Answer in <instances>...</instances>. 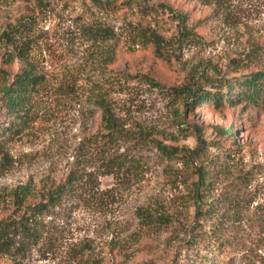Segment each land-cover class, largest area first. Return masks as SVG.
<instances>
[{"label": "rangeland", "instance_id": "rangeland-1", "mask_svg": "<svg viewBox=\"0 0 264 264\" xmlns=\"http://www.w3.org/2000/svg\"><path fill=\"white\" fill-rule=\"evenodd\" d=\"M19 53L40 77L24 111L0 105V264H264V101L184 91L264 72V0H0V82ZM101 103L123 130L112 141ZM216 222L223 250L190 241Z\"/></svg>", "mask_w": 264, "mask_h": 264}, {"label": "trees", "instance_id": "trees-1", "mask_svg": "<svg viewBox=\"0 0 264 264\" xmlns=\"http://www.w3.org/2000/svg\"><path fill=\"white\" fill-rule=\"evenodd\" d=\"M167 8L169 10H172L171 6L167 5ZM174 12V11H172ZM175 13V12H174ZM186 18V13L180 12L178 14V20L180 22H183ZM144 37L148 39V41H151L155 43L157 51H161L160 48V37L158 35H155L154 33L150 32L149 30H143ZM194 34L193 28L187 30L185 27H183L180 30L179 38H191ZM17 60L20 64V68L13 74H9L4 76L1 74V82H0V96L1 101L0 105L2 107V111L5 112V114H15L20 111H24L26 109V106L28 104L31 92L34 90V87L39 83V77L40 74L38 73L37 69L33 65V63L28 58V55L25 53H19L17 56ZM229 83V92L226 95L221 90V87L225 86V84ZM211 83L213 85V90H205L202 87H188L185 88L184 91L186 94L190 95L192 97V103L196 104L200 103V105H203L204 103H211L215 104L216 106H222L224 104V101L228 99V102H234L235 100H244L245 103H248L252 107L258 108L261 105L259 104L261 101H264V72L254 73L248 77H246L243 80H240L238 82L231 83ZM217 87V89H215ZM200 92V93H199ZM234 95H238V98L235 99ZM262 99V100H261ZM191 103L190 99L185 102V105L188 106ZM248 104H245L242 107L245 109ZM101 110H102V131L103 134L101 138L109 139V141H112L113 139L119 137L123 133L122 128L120 127L117 118L113 114V111L111 107L107 103H101L100 104ZM1 115V114H0ZM234 126H231L225 130L222 131V133L226 136L227 134H235ZM198 141V147L196 150L190 151L188 154V157H192L194 154L201 153L199 151L202 149V146L205 143V140L199 136H197ZM162 149V150H161ZM160 151H163L164 153L169 154L171 149H168L166 147H161L159 149ZM71 176L66 180L65 183L58 186L55 190H53L50 195L49 199L45 202H39L34 204L29 208L31 210V214L27 216L28 220L35 221L37 218H34V216L41 215L48 211V209L55 203L56 198L59 194H62L66 191V189L70 188L72 186L71 183ZM198 178L200 186L204 189L207 188L210 184L206 171L205 170H198ZM197 196L199 195V191H196ZM211 207V206H209ZM201 207L199 208V210ZM146 210H141V219H150L153 221H159L163 223H167V221H171L172 217L169 215L161 214L160 216H153L151 214H146ZM21 226L24 229V235L30 234L28 230L24 227V225L21 224ZM226 226H222L221 223L216 222L213 223L210 226L209 231L206 233L205 236L196 237L195 239H191L190 241L193 243H196L199 246H210L213 249L223 250L224 246H228L232 240L228 239V234L225 232ZM3 240L6 238V236L2 237ZM227 238V239H224ZM226 240V241H225ZM229 241V242H228ZM231 241V242H230ZM228 242V243H227ZM3 243H6V240H4Z\"/></svg>", "mask_w": 264, "mask_h": 264}]
</instances>
